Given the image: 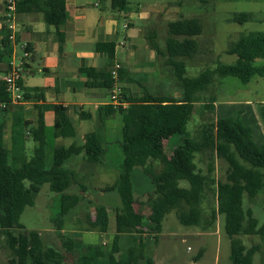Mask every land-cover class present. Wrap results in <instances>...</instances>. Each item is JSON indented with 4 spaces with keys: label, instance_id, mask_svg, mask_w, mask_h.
Returning <instances> with one entry per match:
<instances>
[{
    "label": "trees",
    "instance_id": "1",
    "mask_svg": "<svg viewBox=\"0 0 264 264\" xmlns=\"http://www.w3.org/2000/svg\"><path fill=\"white\" fill-rule=\"evenodd\" d=\"M16 1L17 13H41L44 21L58 30L68 16L66 0ZM128 4L129 0H111L113 9H125ZM248 17L247 13H240L234 15L233 20L242 23ZM202 31L198 17L179 18L168 24L164 49L154 36L148 37L151 47L167 57L165 64L174 68V76L182 89L180 99L169 95H153L149 91H145L142 96H133L124 90V100L128 103L126 108L113 105L101 108L106 111V117L116 113L122 115L120 146L124 157L121 172L111 185L105 187V190L117 191L122 204L115 208L116 235L112 249L107 253L100 246L87 245L86 251L78 257V264H100L102 257L107 259V264H153L152 258L145 254L144 241L140 237L135 245L117 255L119 237L126 233H142L148 221L151 231L160 232L164 218L173 210L181 224L201 226L203 229L216 223L218 216H222L224 231L231 240V264H253L259 246L248 248L239 236H264V223L259 226L253 210L245 207V195L253 198L264 187V145L256 143L252 128L239 118L234 125L224 118L204 124L198 139L191 137L186 128L196 101L208 90L215 73L222 78L238 77L243 83H248L254 76L264 77V31L243 34L231 44L228 54L236 55L234 64H219L213 70L206 69L197 76H187L186 64L179 57L191 58L197 53V36ZM9 36L5 27V36L0 41V73H6L11 68L13 44ZM97 48L104 49L110 58L114 56V43L98 42ZM257 61L263 63L258 64ZM97 74L103 76L104 87L112 86L111 72ZM123 74L121 70L120 76ZM24 96L29 98L30 92L25 90ZM9 101L4 81L0 79V103ZM215 102L216 97L213 95L206 103L207 108L214 109ZM36 107L38 118L31 129L36 145L31 157L26 154V135L21 130L30 122L15 117L10 148L5 143V123L0 122V227L4 228L8 246L15 255L9 264H66V255L61 250L45 246L39 232L30 230L15 235L10 229L24 228L20 223L22 213L27 206L34 205L40 187L48 183L52 191L60 194V210L53 222L61 232L65 217L79 201V196L69 193L68 189L74 184L81 186L78 173L65 168V162L73 155L84 153L85 160L97 163L104 153V147L96 133H89L80 146L72 144L48 150L43 118L45 110L52 109L55 112L54 129L57 136L74 135V126L68 116V108L64 105L46 104ZM262 115L264 118V108ZM180 134L178 144L168 153L165 142ZM208 147L223 158L229 167L226 180L217 182V207L206 219L202 207L204 189L208 181L214 183L215 180L197 167L194 159ZM156 164L161 165L158 171ZM136 168L142 169L147 179L143 178L149 182L143 183V194L146 197L144 202L135 197L137 185L140 184L135 183ZM212 171L213 166L209 165L208 173ZM26 180L30 181L29 186H26ZM143 204L150 209L148 216L143 214ZM96 211L95 218L88 219V227L106 232L109 224L106 207L98 205ZM61 237L66 250L72 252L74 242L64 235Z\"/></svg>",
    "mask_w": 264,
    "mask_h": 264
},
{
    "label": "rangeland",
    "instance_id": "2",
    "mask_svg": "<svg viewBox=\"0 0 264 264\" xmlns=\"http://www.w3.org/2000/svg\"><path fill=\"white\" fill-rule=\"evenodd\" d=\"M102 1L103 4L110 7V0ZM159 1H161L160 6H158V12L155 14L161 15L156 14L160 19L158 23L160 26L159 42L162 49L165 46L170 21L190 17H198L201 20L203 31L201 35L197 36L199 44L197 53L191 58L179 57L186 64L187 76H197L206 69H215L219 64H234L236 55L228 54L231 44L243 34L252 31H264V0H129L127 10L115 13L118 20L116 39L122 41L126 33L134 35L137 33L136 30L142 36L144 31L150 27L151 22V20L148 21L147 18L142 17V14H145L147 10L149 11V8ZM139 6H141L140 10L137 11ZM240 13H247L249 15L248 20L242 23L233 20L234 15ZM126 21H132L134 28L125 29L123 24ZM118 55L119 58L125 60L128 55L126 48L120 46ZM163 56L158 54L156 63L161 65L167 58ZM257 63L261 64L263 61H257ZM173 69V67L167 66L160 69L162 73L158 71L153 74L154 79L164 83L150 82L145 84L142 81L140 85H136L138 87L134 86L135 93L142 96L145 91H149L153 95H169L180 99L182 89L174 76ZM3 75L4 73H0V78ZM213 95L216 97V102L214 109H209L206 103ZM262 108H264V77L254 76L248 83H243L238 77L227 76L222 78L215 73L208 90L196 101L186 129L191 137L198 139L204 124L215 123L218 119L224 118L229 124L234 125V122L239 118L245 125L252 128L254 140L259 146H262L264 145ZM5 116H7L6 113L0 110V122L5 121ZM81 122L84 132L95 130L94 124L89 120L86 119ZM5 123L8 132L5 142L9 148L11 124ZM106 125L107 134L105 138L108 142V152L103 159V163L106 161V170L104 173L102 172L103 176L97 180V183L85 179L79 183L81 186L74 184L68 189L69 193L79 196V201L65 217L63 230L60 232L53 222V218L60 210V194L52 191L48 183H44L40 187L39 193L35 196L34 205L27 206L22 213L20 223L23 224L24 228L14 227L10 229L15 235L30 230L39 232L40 239L45 246L61 250L66 255V264H78V257L86 251L87 244L99 245L107 253L112 249L115 228L103 233L98 230L91 231L88 227V219L95 216L98 205H105L110 209V228L114 227L115 208L122 204L117 191L105 190V187L111 185L121 172V163L124 157L120 146L123 126L121 115H115L107 121ZM32 127L34 125L21 127L26 135L25 149L28 156L33 155L36 145L32 132L27 133ZM180 137L181 134L165 142V149L168 153L172 152ZM73 159L76 157L74 156ZM51 160L52 157L49 159V164ZM194 162L197 167L203 169L207 175L213 176L215 180L214 183L208 181L204 189L202 207L207 219L211 211L217 207V182L226 180L229 165L223 158L218 157L211 147L198 153ZM69 163L68 161L65 165L69 166ZM49 164L48 166H50ZM76 164L77 162L70 163L71 167ZM209 165L213 166L211 173H208ZM78 166H80L82 173L93 170V173L97 174L95 168H91L89 165L78 163ZM155 166L156 171L161 169L160 164ZM99 168L103 169L104 164H101ZM143 177L145 178L142 169L136 168L135 183L140 184L137 185L138 190L135 191V197L144 202L146 197L143 194L145 191L143 183L149 184V182L145 180L147 178L144 179ZM25 183L26 186H29L30 181L26 180ZM245 207L253 210L254 216L259 221V226H261L264 223V187L253 198L245 195ZM145 210L146 213L149 212V210ZM149 223L148 221L142 228V233H137L135 240H133V235H124L122 238L120 236L117 255L125 252L133 241L137 243V239L140 237L144 241L145 248L157 246V254L158 256L161 254L162 260L159 264H167L168 261L170 264H231V240L224 231L222 216H218L216 223L208 226L207 229H203L201 226L181 224L175 210L166 215L160 232L151 231ZM61 235L74 242L75 246L72 252H68L64 247ZM239 239L248 248L253 245L259 246V250L253 258V264H264V236L261 234H243L239 236ZM103 241L106 243L104 244ZM14 256V252L8 246L4 228L0 227V264H9V260ZM100 264H107V259L102 258Z\"/></svg>",
    "mask_w": 264,
    "mask_h": 264
},
{
    "label": "crops",
    "instance_id": "3",
    "mask_svg": "<svg viewBox=\"0 0 264 264\" xmlns=\"http://www.w3.org/2000/svg\"><path fill=\"white\" fill-rule=\"evenodd\" d=\"M5 1L0 0V41L5 36L6 27L9 34L14 35V39L11 40L13 53L10 60L21 57L24 50L30 52L27 60V69L22 79L24 93L25 90L30 92V97L26 98L24 96V102L21 104H9L6 110H2L0 107V110L4 111L7 115L5 116V121L1 122H7V124L9 122L11 124L9 148L12 145V126L16 116L22 117L24 121L30 122L29 125L35 126L38 118L37 105L62 104L68 108V116L74 126L75 133L70 136H57L54 129L55 112L52 109L45 110L43 118L46 125L48 150H52L57 146L67 147L72 144L80 146L84 143L87 134L96 133L104 147V153L100 161L97 163L88 162L84 159V153H82L71 156L65 162H77L75 166L71 167L69 163V166L64 164V167L76 171L80 183L85 179L89 182L97 183V180L102 178L106 170V161L103 163V159L108 152V142L105 138L107 134L106 123L115 115L120 114L116 113L106 117V111L101 109L106 105H112L110 98L111 90L110 87L103 86L104 78L97 73L112 72L113 69L119 66V83L123 91L125 90V92L133 96H140L135 93L136 89L134 86L138 87L136 85H140L142 81L145 84L150 82L164 83L154 79L153 74L158 71L162 73L160 69L167 66L171 68L172 66L164 65L165 62H162L161 65L158 62L156 63L158 53L151 47L148 40L149 36H154L160 45V26L158 24L160 19L156 15L158 13L155 14V12H158V6H160L161 1L150 7L149 11L145 12L146 15L142 14V17L147 18L148 21L151 20L148 30L144 31L142 36L139 35L138 30H136L137 33L134 35L126 33L122 41L116 39L118 35V20L115 13L127 10L128 5L125 9L120 10L111 7V0L110 7L103 4L102 0L96 2H92L91 0H66L68 16L58 30L55 26L46 23L43 15L38 12H16L12 20L7 19ZM140 7L137 8V11L140 10ZM158 15L161 16L160 14ZM123 27L125 29L134 28V23L126 21ZM59 32L61 36H59ZM167 37L168 31L165 39ZM98 42L114 43V56L110 58L104 49H98ZM120 46L126 48L128 55L125 60L119 58ZM88 70L91 71L90 74ZM121 70L124 71L122 77L120 76ZM3 77L0 79L3 80ZM127 106L128 103L122 107L126 108ZM86 119L94 124L95 130L84 132L85 130L82 127L81 121ZM32 128L27 133H31ZM4 134L5 141H7L8 132L6 130V123ZM77 137L78 139H76ZM74 156L76 159H73ZM78 163H84V165L95 168L94 170H96L97 174L95 175L93 170L91 172L83 171L84 173H82ZM101 164H104L103 169L99 168ZM87 173L88 175H86ZM141 208L145 216L150 214V209L147 205L143 204ZM145 209L149 210V212L146 213ZM106 211L109 223L106 232H108L115 228V223L114 227L110 228V209L106 207ZM95 216H91V218L94 219ZM89 230L97 229L90 228ZM114 233L116 235V232ZM124 235H133V240H135L138 234L137 232L126 233L122 234L121 238ZM103 243L105 244L106 241H103ZM135 244L136 241H133L129 247ZM157 250V246L154 245L152 248H148L147 246L144 250L146 251V256L148 255L147 257L152 258L153 264L162 262L161 254L158 256ZM167 264H170L169 261Z\"/></svg>",
    "mask_w": 264,
    "mask_h": 264
},
{
    "label": "built area",
    "instance_id": "4",
    "mask_svg": "<svg viewBox=\"0 0 264 264\" xmlns=\"http://www.w3.org/2000/svg\"><path fill=\"white\" fill-rule=\"evenodd\" d=\"M6 17L9 20H12L15 13L17 12V1L16 0H6ZM9 38L14 39V35L10 34ZM30 56V52L28 50H24V53L21 57L12 58L10 60V71L6 72L3 77V81L5 84L6 91L9 94L10 101L0 103V107L2 109L7 108L9 104H21L24 102V89L22 84V79L27 69V60ZM119 66H117L111 72L113 77V83L110 87V98L111 104L118 108L119 106H123L127 104V101L124 100L123 96V88L120 85V77H119Z\"/></svg>",
    "mask_w": 264,
    "mask_h": 264
}]
</instances>
